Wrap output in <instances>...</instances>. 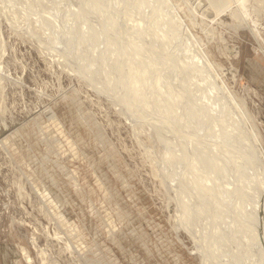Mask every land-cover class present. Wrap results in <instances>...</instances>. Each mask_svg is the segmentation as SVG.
<instances>
[{"label":"rangeland","instance_id":"1","mask_svg":"<svg viewBox=\"0 0 264 264\" xmlns=\"http://www.w3.org/2000/svg\"><path fill=\"white\" fill-rule=\"evenodd\" d=\"M32 1L50 27L58 19L51 11L66 13L72 3ZM173 1L194 34L205 42L211 59L225 68L227 83L246 99L264 130V0L247 3L250 20H257L261 34L241 23L243 14L235 2L221 11L232 0ZM149 3L144 0L141 8L144 19L139 9L136 19L148 17L152 32L151 27L137 28L138 38H125L121 44L113 32L118 55L107 61L106 55L99 59L96 47L105 50L109 40L97 42L98 35L91 49L77 39L71 25L61 40L59 33L53 35L35 16L28 22L19 15L15 18L12 4L0 0V264L210 263L196 247L199 238L207 252L205 243L211 237L198 206L191 213L199 221L197 238L189 230L188 197L177 190L175 160L171 161L168 130L162 125L165 119L149 114L142 99L137 102L120 93L121 79L129 71L135 79L147 81L145 91L154 89L153 82L163 84L171 102L176 99L184 106L183 86L175 83L176 90L171 80L166 82L167 71L176 63L162 51L160 39L156 41L155 22L164 11ZM16 10L23 12L19 5ZM127 14L123 16L129 18ZM210 29L215 38L224 36L229 48L214 41ZM168 35L166 30L161 34L171 48L175 44L166 39ZM126 47L133 57L137 48L144 54L155 49L156 62L151 65L152 58L137 53L139 59H132L126 71L121 53ZM180 50L178 57L185 67L188 57L184 52L180 55ZM137 61L157 68L145 73ZM113 77L120 86L111 85ZM161 85L155 91L157 97L162 96ZM171 123L178 131L176 122ZM210 140L206 146L214 141ZM201 203L209 209L204 200Z\"/></svg>","mask_w":264,"mask_h":264},{"label":"bare ground","instance_id":"2","mask_svg":"<svg viewBox=\"0 0 264 264\" xmlns=\"http://www.w3.org/2000/svg\"><path fill=\"white\" fill-rule=\"evenodd\" d=\"M8 1L15 8L12 9L15 18H18L19 15L24 22H28L35 16L42 27L50 28L53 35L56 36L59 33L60 35L57 37L61 40L65 39L67 33L65 29H68L69 25H71V29L72 26L75 27L77 39L83 45H90L91 49L98 35L100 37L97 38V42L109 40L110 46H107L105 50L96 47V50L100 49L97 52L99 59H103L106 55L107 61L116 60L118 55L119 43L116 38H112L113 32H116L115 35L121 44L125 38L130 41L131 36L138 38L139 35L134 31L137 28L147 31L151 27V22L147 21L148 17H145L147 19L143 21L136 19L138 9L144 19L141 10L145 5L144 0H72L68 9L64 10L66 13H62L61 10L58 13L51 11L58 18L51 27L48 21L43 19L42 12L32 0H23L26 6L22 5V1L19 2V0ZM149 1V5L160 8L161 13L164 11L163 15L157 17L155 22L158 26L155 35L157 36L156 41L160 39L159 43L163 45L162 51L169 53L168 57L173 58L176 63L175 67L167 71L166 82L169 83L171 80V83L179 82V85L183 86L184 106L181 107L175 101L176 99L171 102V96L167 95L168 87L159 83L156 85L153 82L154 89L145 91L147 81L144 83L135 79L127 71L130 68L129 62L132 59L135 61L143 55L152 58L150 64L154 65L157 58V55L153 56V53H156L155 49L150 50L148 55L137 48L135 57L130 54L131 49L128 47L122 50L125 63L123 65L127 73L121 79L124 86L120 87L122 89L120 93L126 99L136 101L142 99L145 101L143 104L148 108L149 114L154 115L156 119L164 118L170 123L169 126L163 119L162 125L166 126L168 130V139L170 140L168 151L171 146V161L175 160L172 169L175 172L174 178L178 182L177 190L182 189L188 197L189 218H187V222L189 230L196 238L197 231L200 229V227H196V223L198 225L199 221L191 213L195 206L201 210V219L213 240L210 236L207 237L208 242L205 243L207 252L203 248V241L199 238L196 247L207 257L209 264H264V130L250 112L246 99L231 89L224 77V74L227 73L225 68L211 59L205 49V42L194 34L192 27L181 14V7L173 0ZM234 2L243 14V17L240 16L241 23L254 34H261V30L256 26L257 20L254 18L250 20V12L247 8L248 0H232L229 4H225L221 11L228 9ZM16 5L22 8V13L16 10ZM124 6H126V12ZM5 9L3 8V11ZM222 12L218 11V14ZM60 14L64 18L63 20L59 17ZM123 14L130 16L125 18ZM43 16L47 15L43 14ZM13 21L18 20L14 19ZM46 22L48 26H46ZM191 23L195 24V21L191 19ZM167 26H170V30ZM29 29L34 34L31 25ZM164 30L169 32L166 39L172 40L175 46L169 48L163 41L161 34ZM150 31L152 32V27ZM213 31L214 29H210L211 38H214L213 40L217 43H223L225 48H229L226 38L224 36H221V39L215 38ZM89 33H93L94 36H90ZM259 36H257L258 39H263ZM179 49H181L180 55L184 52L188 57L185 67H183L181 58L178 57ZM261 50L264 53L263 45ZM227 51L226 49V53ZM137 53H139V57H137ZM112 55L114 56L112 57ZM147 62L139 63L137 61L139 69L147 73V71L157 68V66H152L149 69ZM88 65L91 67V64ZM73 68L75 72H79L78 68L74 66ZM188 69L190 72L185 73ZM135 71H137V67H135ZM138 75L139 73L136 74V76ZM145 79H149V77H145ZM112 81V86L121 85L117 82L116 77H113ZM160 85L164 88L162 96H158V99L155 91L159 89ZM174 87L176 90L178 89L177 84ZM107 93L110 95L109 92ZM171 120L179 126L178 131L182 130L184 134L187 132L190 135L185 137L182 133L175 131L176 125L172 124ZM183 126L188 127L190 131L188 132ZM173 132L177 137L174 138ZM211 138L216 141H211L213 140ZM196 139H200L202 143ZM209 140L211 142L209 146H206L205 144L209 143ZM202 200L205 201V206H209L208 210L202 206ZM212 257H215L213 263L210 261Z\"/></svg>","mask_w":264,"mask_h":264},{"label":"water","instance_id":"3","mask_svg":"<svg viewBox=\"0 0 264 264\" xmlns=\"http://www.w3.org/2000/svg\"><path fill=\"white\" fill-rule=\"evenodd\" d=\"M202 1H203V2H204V4H205V2H206V1H205V0H202Z\"/></svg>","mask_w":264,"mask_h":264}]
</instances>
